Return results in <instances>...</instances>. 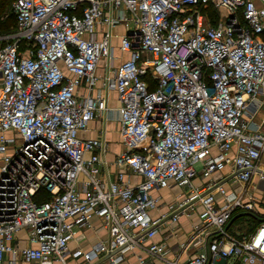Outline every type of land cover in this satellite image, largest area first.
Masks as SVG:
<instances>
[{
  "label": "built area",
  "instance_id": "1",
  "mask_svg": "<svg viewBox=\"0 0 264 264\" xmlns=\"http://www.w3.org/2000/svg\"><path fill=\"white\" fill-rule=\"evenodd\" d=\"M11 6L16 31L0 37V264L7 252L71 264L70 240L96 217L108 233L76 251L85 264L128 253L137 264H264V0ZM116 47L128 56L114 66ZM112 108L122 149L109 176L103 129L81 131ZM21 228L29 244L18 247Z\"/></svg>",
  "mask_w": 264,
  "mask_h": 264
},
{
  "label": "crops",
  "instance_id": "2",
  "mask_svg": "<svg viewBox=\"0 0 264 264\" xmlns=\"http://www.w3.org/2000/svg\"><path fill=\"white\" fill-rule=\"evenodd\" d=\"M117 29L119 32H122L124 30V27L120 24L117 27ZM115 52L118 56L117 59L114 60V66L119 62L123 54L125 55V57L128 56L127 52L124 53L120 52L118 47H116ZM105 61L106 60H102L100 67L98 68V72L100 75H104V73L108 71L107 66H105ZM111 96L112 98L110 103L112 104V106H116L118 104V101L116 99V91L114 89H112L111 91ZM101 129H103L102 132L106 135L109 141V149L107 151L106 157L111 162L108 168V175L112 176L117 169V166L113 164L112 161L114 160L115 155L122 149V143L119 133V115H118V111L115 108L103 112L102 116L92 120L89 124L88 129L82 130L81 134L83 136H96L100 134ZM128 178L133 182H137L140 180V176L134 174L128 175ZM174 191L180 192V189L166 188L163 189L161 193L163 194L164 197L169 198L171 196V193ZM195 220H197L196 211H192L189 216L185 215L180 218L177 226L180 228L179 233L182 235V237L183 235H185L187 229L191 228V222ZM93 224L94 225L91 228L81 229L79 233L72 240H70L69 244L72 250V254L69 257V261L71 264H85L87 261L84 258V255L76 254V251L87 249L97 238L107 236L108 233L107 228L104 226V223L100 218L96 217L93 221ZM13 243L18 247H23L28 245L29 244L28 228H21L20 230H18L16 232ZM11 259H15L16 264H43L42 261L40 260L28 261L23 259L20 254L14 255L11 252H7L5 254V257L3 258L1 264H11L10 263ZM119 264H137L136 256L134 254L128 253L126 255L125 260Z\"/></svg>",
  "mask_w": 264,
  "mask_h": 264
},
{
  "label": "trees",
  "instance_id": "3",
  "mask_svg": "<svg viewBox=\"0 0 264 264\" xmlns=\"http://www.w3.org/2000/svg\"><path fill=\"white\" fill-rule=\"evenodd\" d=\"M212 16L215 17L216 13L214 10H212ZM16 27V14L14 12V17L12 14L4 13L2 16H0V33H9L13 32ZM42 194H46L47 192H43ZM41 194V195H42ZM245 218H248V216H243Z\"/></svg>",
  "mask_w": 264,
  "mask_h": 264
},
{
  "label": "rangeland",
  "instance_id": "4",
  "mask_svg": "<svg viewBox=\"0 0 264 264\" xmlns=\"http://www.w3.org/2000/svg\"><path fill=\"white\" fill-rule=\"evenodd\" d=\"M11 3H12V0H0V16H2L4 13H8V14H12V16L14 17V11L12 9ZM15 31H16V27H15V30L13 32L0 33V37L5 38V36H9L10 34H13ZM122 57L124 58L125 55L123 54V56H121V59H122ZM103 60H106V59L103 58ZM105 64H107V61H105ZM104 74H106V72ZM14 136H16V138H19V135H17V134H15ZM184 191H188V190L184 189ZM173 199H176V197H174ZM252 223H254V221H252V220L247 221V222L245 221L243 224V227H246V226H248V224L250 225Z\"/></svg>",
  "mask_w": 264,
  "mask_h": 264
}]
</instances>
